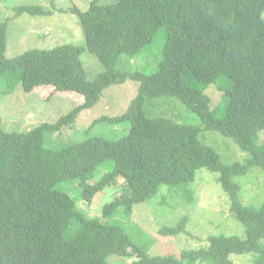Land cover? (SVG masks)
Wrapping results in <instances>:
<instances>
[{
    "label": "trees",
    "instance_id": "16d2710c",
    "mask_svg": "<svg viewBox=\"0 0 264 264\" xmlns=\"http://www.w3.org/2000/svg\"><path fill=\"white\" fill-rule=\"evenodd\" d=\"M20 11L48 14L39 6ZM72 12L81 19L85 46L32 49L15 59L6 57L8 24L0 23V84L4 78L10 91L21 86L28 94H48V101L57 96L80 99L57 122L28 132L6 131L0 118V264H110L111 256L129 258L131 264H234L233 256L247 254L253 256L251 264H264V203L244 204L234 181L254 168L264 170V0H114L105 7L92 0L87 11ZM163 27L166 43L155 73L118 68L122 56L139 55ZM87 51L104 67L94 80L88 79L81 58ZM127 81L139 83L128 109L90 126L128 123L125 136L116 141L100 136L80 142L56 138L59 145L45 146L46 137L51 140L72 127L107 88ZM212 84L228 99L221 117L206 93ZM161 98H176L203 126L149 117L146 101ZM206 131L232 139L249 158L245 163L223 162L203 140ZM110 160L113 170L93 182L97 168ZM200 169L218 174L230 213L246 229L244 238L209 236L208 245L185 251L180 258L150 256L123 226L107 222L131 216L135 204L150 201L163 185L193 182ZM119 179L123 184L103 207L102 218L85 215L59 188L79 181L82 197L91 205ZM187 222L183 217L159 234L187 233Z\"/></svg>",
    "mask_w": 264,
    "mask_h": 264
},
{
    "label": "rangeland",
    "instance_id": "374dc122",
    "mask_svg": "<svg viewBox=\"0 0 264 264\" xmlns=\"http://www.w3.org/2000/svg\"><path fill=\"white\" fill-rule=\"evenodd\" d=\"M91 2L92 0H0V23L8 24L6 57L15 59L32 49L44 50L61 45L85 46L86 35L81 19L72 10L77 8L87 11ZM98 4L105 7L114 4V0H98ZM24 6H39L48 14L21 12L20 8ZM166 37V28H160L152 44L133 59L122 56L118 68L128 72L155 73L162 59ZM81 58L89 80H94L104 71L103 65L90 52H84ZM5 82L3 78L0 84V118L7 131L22 133L45 122L55 123L73 111L75 102H80L79 98H75L74 102L69 99L70 96H57L48 101V94H28L21 86L10 91L9 84ZM138 90L139 83L133 81L107 88L100 101L93 108L81 112L72 127L63 129L60 135H55L51 140L46 137L45 146L53 148L59 145L60 141L54 142L56 138L63 142H80L92 136L119 140L129 132L128 123H99L92 129L90 126L103 116L116 117L123 114ZM206 93L211 100V108L221 117L225 113L228 99L215 84L210 85ZM145 110L152 118L164 117L177 123L203 126L200 118L176 98L148 99ZM203 140L220 154L225 163H245L249 158V154L232 139L218 132H204ZM261 143H264V133ZM113 168L112 160L100 165L93 182H97ZM234 181L241 187L240 197L244 204L260 207L264 203V170L254 168L245 176L235 177ZM122 184L123 179H119L117 186L98 193L91 205L84 201L79 181L63 183L59 188L72 196L85 215L102 218L103 207L115 198ZM183 217L188 218L187 233L173 237L159 234L160 229L176 226ZM107 222L123 226L134 243L148 248L150 256L173 255L180 258L185 251L198 250L208 245L209 236H246L243 224L230 213V199L218 182V174L207 169H200L193 182L175 187L163 185L150 201L135 204L131 216L119 215ZM250 257L253 258L252 254L235 255L232 258L234 264H251ZM132 261L119 256H111L109 259L110 264H131ZM185 264L189 263L185 261Z\"/></svg>",
    "mask_w": 264,
    "mask_h": 264
},
{
    "label": "clouds",
    "instance_id": "9594fccd",
    "mask_svg": "<svg viewBox=\"0 0 264 264\" xmlns=\"http://www.w3.org/2000/svg\"><path fill=\"white\" fill-rule=\"evenodd\" d=\"M46 123V122H45ZM43 124V123H42ZM51 124V123H50ZM4 127V126H3ZM5 129V128H4ZM6 130V129H5ZM7 131V130H6ZM30 131V130H29Z\"/></svg>",
    "mask_w": 264,
    "mask_h": 264
}]
</instances>
